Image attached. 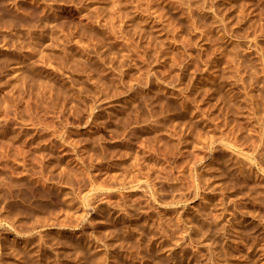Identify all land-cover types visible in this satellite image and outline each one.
<instances>
[{
  "label": "rangeland",
  "instance_id": "374dc122",
  "mask_svg": "<svg viewBox=\"0 0 264 264\" xmlns=\"http://www.w3.org/2000/svg\"><path fill=\"white\" fill-rule=\"evenodd\" d=\"M0 264H264V0H0Z\"/></svg>",
  "mask_w": 264,
  "mask_h": 264
}]
</instances>
